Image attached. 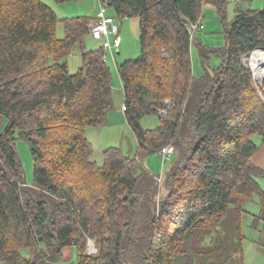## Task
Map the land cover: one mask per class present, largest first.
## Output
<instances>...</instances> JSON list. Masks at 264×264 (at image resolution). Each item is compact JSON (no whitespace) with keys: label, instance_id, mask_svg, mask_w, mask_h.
<instances>
[{"label":"trees","instance_id":"obj_1","mask_svg":"<svg viewBox=\"0 0 264 264\" xmlns=\"http://www.w3.org/2000/svg\"><path fill=\"white\" fill-rule=\"evenodd\" d=\"M103 2L121 20L139 18L141 55L118 66L136 156L113 147L99 165L87 130L107 123L114 100L103 49L84 45L93 19L64 18L59 39L58 16L42 0H0V115L9 121L0 128V264H54L50 258L67 247L77 248L78 264H131L133 257L230 264L223 241L202 243L213 232L223 236L230 207L239 221L256 199L264 211V169L252 162L254 137L264 142V79L261 96L244 62L264 49V8L238 10L229 20L226 0ZM208 2L218 9L226 43L216 50L199 42L205 73L195 77L190 31ZM78 42L83 65L71 74L66 59ZM209 55L222 59L216 70H208ZM159 114L156 128L143 127L144 117ZM20 139L31 149L33 186ZM167 145L175 147L172 168L165 177L151 175L144 159ZM86 236L99 239L97 255L86 253ZM193 236L201 245L191 248ZM47 242L57 248L43 256Z\"/></svg>","mask_w":264,"mask_h":264},{"label":"rangeland","instance_id":"obj_2","mask_svg":"<svg viewBox=\"0 0 264 264\" xmlns=\"http://www.w3.org/2000/svg\"><path fill=\"white\" fill-rule=\"evenodd\" d=\"M44 3L49 5L55 11L58 16V23L56 26V36L61 39L65 35L64 29V18H73L86 16L91 19V23L94 18L97 17L100 4L99 0H69L63 3H59L56 0H42ZM227 3V18L229 20L235 15L238 10H258L264 8V0H226ZM108 15H112L116 19V23L120 28V34L122 36V44L118 50L111 54L109 50L104 49L101 40L94 39L91 34L85 37V46L87 50H95L102 48L104 54L107 56L106 64L111 69L112 74V86H113V108L116 111L122 113V105L124 104V93L122 81L118 73V66L127 60L137 59L141 55V43H140V20L138 17H128L124 19H119L113 8L107 6ZM200 18L199 20H201ZM110 40H113V36H110ZM199 42H195V38L192 35V46H196L199 54ZM205 48L206 45L201 43ZM191 46V47H192ZM200 55V54H199ZM192 56V54H191ZM246 57L244 62L248 65V59ZM66 62L68 63L69 72L71 74H76L83 65L82 57V44L80 42L72 46L71 52L68 55ZM193 66V62H192ZM249 66V65H248ZM264 79V78H263ZM255 85L259 89L262 84L258 80H255ZM261 96H263L261 94ZM171 99L166 101L167 110L164 111V116L169 113V109L172 106ZM161 115H151L146 116L142 120V125L146 129L156 128L160 124ZM125 122V123H124ZM8 119L2 118L0 115V128H5L8 126ZM90 136V142L93 145L94 153L92 160L99 165L104 164V151L117 147L126 156L134 157L136 156V145L137 141L135 135L127 122L125 120H118V122L111 121V123L105 127L97 128L91 131L89 128L87 130ZM254 140L260 143L261 137L256 136ZM137 147V148H136ZM17 150L20 162L22 164L23 171L26 176V181L28 185L33 186L34 181V160L31 154V149L29 144L25 140H18ZM136 151V153H135ZM157 156V154H154ZM176 155L169 156V159L165 162L163 170L160 173L165 177L167 173L172 168L173 162ZM2 162L0 160V167ZM264 185V178H260ZM264 187V186H263ZM162 185L159 187L158 193L161 192ZM264 189V188H263ZM160 204L157 200V211L159 212ZM247 211L241 216L240 221L237 218L236 211L234 207H230L226 217L221 222V230L223 236L219 237L217 232L208 234L203 240V247H211L220 244L222 241L228 246L229 255L231 257L230 264H264V220L258 219L256 217L259 214L264 215L261 206L258 203V199L250 202L247 207ZM157 212V213H158ZM44 240L41 236L40 239ZM222 238V239H221ZM89 242H92L93 247L91 250L88 247ZM198 238L195 236L188 241V246L191 248L198 247ZM43 256H48L54 252L57 246H53L51 243L47 242L42 244ZM100 241L99 239L86 236V253L89 255H97L99 253ZM78 250L76 247H67L63 250L62 255L55 254L50 259L54 264H78ZM137 260V261H136ZM131 264H144L142 260L138 257H133Z\"/></svg>","mask_w":264,"mask_h":264},{"label":"crops","instance_id":"obj_3","mask_svg":"<svg viewBox=\"0 0 264 264\" xmlns=\"http://www.w3.org/2000/svg\"><path fill=\"white\" fill-rule=\"evenodd\" d=\"M233 17H232V19H233ZM201 18H202L201 21L205 25V29L203 31H199L195 34V42L196 43L201 42L204 45H206L207 47L213 48L216 50L223 48L225 46V43H226L225 35H224V27H223L222 20H221V17L219 15L217 7L210 2L205 3V5L203 6ZM191 54H192L194 76L200 77L205 73V70H204V67L202 66L201 58H200V55L198 54V50H197L196 46H192ZM221 63H222V59L219 56H217V55H209L208 56V70L209 71L216 70L221 65ZM121 110L123 111L124 116H122L121 112L116 111L114 108H112L109 111L107 123L105 125L100 126L99 128H102V127L109 125L111 123V121L118 122V120H120V119L125 120L127 122L123 108ZM127 124H128V122H127ZM89 128L91 129V131H93L94 129H97L98 127H89ZM87 137L90 140V136H89L88 132H87ZM136 145L138 146V144H136ZM136 151H137V149H136ZM136 151H135V153H136ZM171 156H174V153ZM168 159L169 158H164L160 154H157V156L156 155H150L144 159V165L151 175L164 177L160 173V171L163 170L164 164ZM252 162L255 165L264 169V142H262L261 140L259 143L258 150L254 153V155L252 157ZM261 178H264V175ZM259 181L262 185V188H264L263 182L260 180V178H259Z\"/></svg>","mask_w":264,"mask_h":264},{"label":"built area","instance_id":"obj_4","mask_svg":"<svg viewBox=\"0 0 264 264\" xmlns=\"http://www.w3.org/2000/svg\"><path fill=\"white\" fill-rule=\"evenodd\" d=\"M99 4H100V10H99L98 16L90 24V34L94 39L101 40L103 43L102 47L106 50H109L111 54L114 55V52L120 48L122 41H123L122 36L120 34V28L118 24L116 23L115 17L108 15L107 4L104 3L103 0H99ZM204 29H205L204 23L201 20H199L196 24L192 26L190 32H191V35H194L200 30H204ZM110 36H113L112 41L110 40ZM259 50L264 51V49H258L254 51L249 56L250 58L248 59V65L253 72L255 80H258V79L255 74L254 65L252 63L251 57L253 54H255ZM106 59H107V56L104 54V60L106 61ZM263 78L261 80H258L260 84L263 83ZM122 108L125 109V106H123ZM161 114H164V111H161ZM174 152H175L174 145H167L163 147L159 153L164 158H169V156H171ZM158 181L159 183H161L162 177H159ZM88 247L90 249L93 247L92 242H89Z\"/></svg>","mask_w":264,"mask_h":264},{"label":"bare ground","instance_id":"obj_5","mask_svg":"<svg viewBox=\"0 0 264 264\" xmlns=\"http://www.w3.org/2000/svg\"><path fill=\"white\" fill-rule=\"evenodd\" d=\"M254 65L255 74L258 80H261L264 76V51L259 50L251 57Z\"/></svg>","mask_w":264,"mask_h":264},{"label":"water","instance_id":"obj_6","mask_svg":"<svg viewBox=\"0 0 264 264\" xmlns=\"http://www.w3.org/2000/svg\"><path fill=\"white\" fill-rule=\"evenodd\" d=\"M42 239V238H41Z\"/></svg>","mask_w":264,"mask_h":264}]
</instances>
